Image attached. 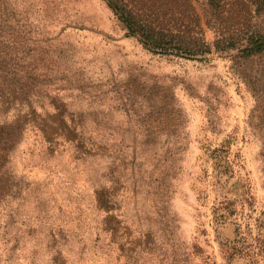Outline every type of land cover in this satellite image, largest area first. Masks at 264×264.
Returning <instances> with one entry per match:
<instances>
[{
  "label": "rangeland",
  "instance_id": "374dc122",
  "mask_svg": "<svg viewBox=\"0 0 264 264\" xmlns=\"http://www.w3.org/2000/svg\"><path fill=\"white\" fill-rule=\"evenodd\" d=\"M4 1L8 54L52 81L37 101L0 83V123L20 126L0 173V264H264V61L154 53L104 0ZM64 111L96 154L80 138L47 146ZM95 187L114 203L96 207Z\"/></svg>",
  "mask_w": 264,
  "mask_h": 264
},
{
  "label": "trees",
  "instance_id": "16d2710c",
  "mask_svg": "<svg viewBox=\"0 0 264 264\" xmlns=\"http://www.w3.org/2000/svg\"><path fill=\"white\" fill-rule=\"evenodd\" d=\"M104 1L122 23L127 35L135 36L145 48L154 53L203 60L204 55L212 52L214 47L218 51H236L230 55L234 66H243L245 62L264 61V0ZM10 14L6 2L0 0V83H4L1 91L14 101L21 95L18 87L25 89L28 86L24 91L28 95L33 92L37 101L43 93H50L47 87L52 78L45 70L34 68L27 75L20 73L17 62L20 57L8 54L12 52L15 36L19 32ZM205 24L215 31L212 43L206 37ZM5 30L11 31L10 34L14 37L7 39ZM33 50L34 48H27L26 54H32ZM6 66L9 70L5 75L1 71ZM55 101L51 96L49 104L56 105ZM56 108L61 107L56 105ZM60 116L65 128L57 138L43 135L48 142L47 146L56 150L61 142H66L69 138L70 141L80 138L79 141L87 147L86 156L96 154V147L92 146L93 137L73 128L69 113L64 111ZM19 139V125L12 120L0 123V173L10 160L11 152ZM98 190V187L93 189L96 207L111 206L114 203L113 196L104 200L106 202H101Z\"/></svg>",
  "mask_w": 264,
  "mask_h": 264
}]
</instances>
